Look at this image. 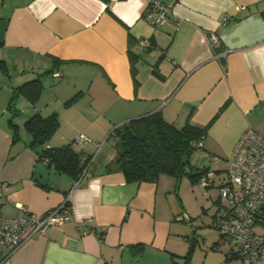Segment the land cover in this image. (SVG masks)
I'll use <instances>...</instances> for the list:
<instances>
[{"label": "crops", "instance_id": "1", "mask_svg": "<svg viewBox=\"0 0 264 264\" xmlns=\"http://www.w3.org/2000/svg\"><path fill=\"white\" fill-rule=\"evenodd\" d=\"M160 1L172 14L152 26L144 20L147 0H2L0 213L14 217L24 205L41 214L68 201L72 218L34 234L0 264H130L139 257L192 263L196 231L174 177L126 181L110 133L154 112L176 127L186 121L206 127L202 148L224 167L204 168L223 173L247 128L264 137V0ZM210 33L220 41L215 51ZM142 38L149 47H140ZM36 77L38 99L18 94L10 108L14 89ZM35 113L57 114L58 128L43 144L32 143L24 126ZM78 134L90 142H77ZM66 144L83 165L76 176L42 156ZM214 216L219 222L222 211ZM80 220L88 231L78 230ZM224 247L227 264L242 261L219 232L212 249Z\"/></svg>", "mask_w": 264, "mask_h": 264}, {"label": "built area", "instance_id": "2", "mask_svg": "<svg viewBox=\"0 0 264 264\" xmlns=\"http://www.w3.org/2000/svg\"><path fill=\"white\" fill-rule=\"evenodd\" d=\"M119 0H108L111 5ZM0 0V9H1ZM172 14L171 8L160 0H147L144 20L152 26L162 24ZM208 39L215 51L220 41L215 33ZM141 48L150 46L148 39H140ZM219 57L225 51L217 52ZM58 76V73H55ZM77 142L90 139L84 134L75 137ZM202 142H198L201 146ZM49 147V146H47ZM216 160V157H212ZM224 177L218 185L219 198L227 204V213L216 227L233 244V252L244 264H264V234H255L253 227L264 221V137L252 127L247 128L236 141L230 155L225 160ZM216 177L214 170L207 169L199 178V183L207 187ZM4 183L0 181V193ZM72 218L70 206L65 202L41 214L19 205L14 217L0 213V263L9 258L18 248L36 233H46L49 227L58 226ZM187 218V215H184ZM80 231H88L84 220L76 223Z\"/></svg>", "mask_w": 264, "mask_h": 264}, {"label": "trees", "instance_id": "3", "mask_svg": "<svg viewBox=\"0 0 264 264\" xmlns=\"http://www.w3.org/2000/svg\"><path fill=\"white\" fill-rule=\"evenodd\" d=\"M0 70L3 73L7 71L3 60H0ZM154 73L160 76L157 71ZM41 89L42 84L38 77L16 87L10 100V108L18 94L34 103ZM24 126L32 135V143L43 144L58 128L57 114L43 117L35 113L24 122ZM110 136L115 139L114 162L128 182H156L162 174L170 175L177 181L187 174L192 181H199L200 176L207 170L200 168L197 171L198 168L190 162L193 151L203 147L206 127L194 125L189 121L181 127H176L164 120L159 112H154L115 126ZM200 141L202 144L198 146ZM42 156L54 168L74 176L83 168L71 144L54 149L45 148ZM65 206H69L68 201ZM193 247L191 243L186 257H190Z\"/></svg>", "mask_w": 264, "mask_h": 264}, {"label": "rangeland", "instance_id": "4", "mask_svg": "<svg viewBox=\"0 0 264 264\" xmlns=\"http://www.w3.org/2000/svg\"><path fill=\"white\" fill-rule=\"evenodd\" d=\"M210 155V152L205 148H196L190 156V162L198 168L197 171L200 168L211 165L222 169L224 167L223 161L220 160L215 163L211 161ZM195 169H193V171ZM223 177L224 173L222 172L216 175L213 186L209 187H203L198 181H192L187 174L182 175L178 181L174 178L176 188L178 189V191H176L178 193V201L181 204V208L190 216L191 221L194 222L193 227L196 231V233H193V236L197 239V243L194 241L196 248L192 256L191 264H227L224 258L226 247L223 249L221 248V251L212 249V244L217 241L219 236V232L215 228L216 220L214 212L219 208V211H222V216L226 215L225 207L227 204L224 200L219 198L218 190V185ZM187 225L188 229H190V224ZM253 229L258 233L264 231V228L260 226H254ZM187 234L192 237L190 230H188ZM228 263L243 264L242 261L232 259H229ZM130 264L160 263L159 261L149 260L146 257H139L137 259H132Z\"/></svg>", "mask_w": 264, "mask_h": 264}]
</instances>
